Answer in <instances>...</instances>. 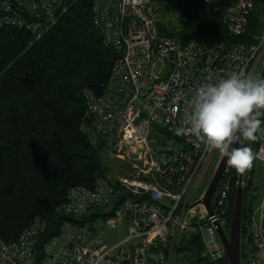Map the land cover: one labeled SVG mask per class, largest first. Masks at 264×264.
Returning <instances> with one entry per match:
<instances>
[{"label":"built area","instance_id":"1","mask_svg":"<svg viewBox=\"0 0 264 264\" xmlns=\"http://www.w3.org/2000/svg\"><path fill=\"white\" fill-rule=\"evenodd\" d=\"M202 1L229 34L246 33L250 0ZM67 8L69 0H0V27L38 40ZM90 8L116 58L103 93H83L80 129L92 148L126 164V171L98 177L90 188H69L60 212L70 221L40 247L47 224L39 217L16 240L0 238V264H170L177 243L188 245L191 235L200 240L202 257L224 258L217 226L226 232L237 180L231 186L220 178L209 213L202 200L223 156L218 152L213 162L216 151L177 129L186 127L190 100L202 84L231 71L260 75L264 24L248 44L213 36L180 44L158 32L150 0H91ZM257 137L255 160L264 166V123ZM240 264H264V179Z\"/></svg>","mask_w":264,"mask_h":264},{"label":"trees","instance_id":"2","mask_svg":"<svg viewBox=\"0 0 264 264\" xmlns=\"http://www.w3.org/2000/svg\"><path fill=\"white\" fill-rule=\"evenodd\" d=\"M150 1L158 32L180 44L207 36L225 44H248L264 24V0H250L247 30L241 36L229 34L202 0ZM90 7L91 0H69L67 12L38 40L0 27V238L5 242L16 240L39 217L47 224L40 247L69 220L60 212L68 189L90 188L94 179L108 173L102 152L90 146L80 129L86 119L83 93H103L116 58L93 25ZM250 144L255 148V141ZM237 174L231 168L222 183L232 186ZM251 182L243 178L240 258L253 212V197H247L258 189ZM233 193L234 188L231 203ZM230 214L231 209L227 223ZM183 245L178 250L186 248L187 262L193 251L191 264H228L226 257H202L197 237Z\"/></svg>","mask_w":264,"mask_h":264},{"label":"clouds","instance_id":"3","mask_svg":"<svg viewBox=\"0 0 264 264\" xmlns=\"http://www.w3.org/2000/svg\"><path fill=\"white\" fill-rule=\"evenodd\" d=\"M264 77L231 71L199 86L185 115L186 127L178 134L191 135L208 152L227 157V165L239 174L253 167L250 147H231L241 141H256L264 120Z\"/></svg>","mask_w":264,"mask_h":264},{"label":"water","instance_id":"4","mask_svg":"<svg viewBox=\"0 0 264 264\" xmlns=\"http://www.w3.org/2000/svg\"><path fill=\"white\" fill-rule=\"evenodd\" d=\"M259 77H264V65L261 70ZM249 141H241V147H248ZM238 144H233L231 147H237ZM227 165V157L223 156L221 161L213 175V178L207 188L205 196L202 202L205 204L209 213H212V208L210 205L211 197L218 185L220 178L223 175L224 169ZM243 174H237V186L234 191L232 209L230 214V222L228 233H225L220 226H217V236L224 250L225 257L227 258L228 264H240V228H241V215L243 207V192L242 187ZM195 235H191L189 242ZM193 251L188 256V263L191 264Z\"/></svg>","mask_w":264,"mask_h":264},{"label":"rangeland","instance_id":"5","mask_svg":"<svg viewBox=\"0 0 264 264\" xmlns=\"http://www.w3.org/2000/svg\"><path fill=\"white\" fill-rule=\"evenodd\" d=\"M248 147H250L254 153L253 146L250 144ZM102 155L104 157L103 158L104 164L106 165V168L108 169L107 170L108 176L113 177L114 175H116L119 172H125L126 171V168H127L126 164H124L122 162H118V161H112V160L108 159L104 153H102ZM217 155H218V151H216V153L214 155L213 162L215 161ZM244 177L245 178L247 177V179L249 178V180L252 179L251 185L253 187L255 186L258 188V189H254L253 191H251L250 195L247 197L249 200L251 199V197H253L252 200H253V209H254L256 206V203L258 202L259 196L261 195V191H262V183H263V179H264V166L259 161L254 160L253 167L243 174V178ZM223 182H224V180H223ZM224 183L227 184V181H225ZM233 183H235V182H233ZM242 187H243V184H242ZM234 191H235V188H234ZM233 196H234V193H233ZM250 218H251V216H250ZM250 218H249V222H250ZM227 225L228 226L226 228L225 233H228L229 223H227ZM247 235H248V229H247ZM176 240L178 241V238ZM179 244H180V241L177 243V245L175 246V248L172 252V255H170V257H169L170 264H187L188 263L187 262V250H186V248L183 250H178ZM183 246L184 245L181 243V247H183ZM243 250H244V246L242 247V252H243Z\"/></svg>","mask_w":264,"mask_h":264}]
</instances>
